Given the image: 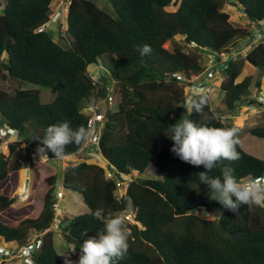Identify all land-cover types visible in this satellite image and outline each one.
<instances>
[{
	"label": "trees",
	"instance_id": "trees-1",
	"mask_svg": "<svg viewBox=\"0 0 264 264\" xmlns=\"http://www.w3.org/2000/svg\"><path fill=\"white\" fill-rule=\"evenodd\" d=\"M106 1L116 16L97 0H70L67 21L71 47L64 48L48 30L37 31L50 22L53 0H0V80L12 77L48 87L55 94L46 102L39 92L19 87L11 93L0 85L1 123L33 138V144L39 146L49 125L67 120L74 129H87L88 117L82 109L95 93L97 99L107 96L112 85L108 79L96 83L90 70L107 58L116 80L115 110L105 108L100 156L122 180L123 194L119 195L115 178L106 176L104 166L87 160L46 178L50 186L59 184L77 192L87 205L88 211L72 218L68 241L80 249L78 245L87 236L103 230L107 217L135 210L136 223L127 226L128 252L119 264H264V206L241 204L233 212L210 199L207 186L198 180V173L205 171L203 165L179 159L166 135L171 125L188 115L182 106L187 102L185 87L168 75L201 70V52L196 47L209 52L231 51L238 37L251 32L233 25L225 6L239 7L260 22L264 20V0ZM170 4L176 9L168 10ZM177 36L183 38V44ZM144 44L150 45L152 52L142 58L136 49ZM246 63L264 70V42L245 57L228 61L221 88L229 109L249 93L252 76L237 81ZM199 96L205 95L195 97ZM188 118L237 129L239 158L218 162L209 175L220 176L225 166L235 170L241 183L264 174V159L242 146L240 128L223 122L210 99L202 111H193ZM250 133L264 139V125L251 128ZM83 142L68 144L63 156L76 153ZM9 151L8 156L0 154V182L25 166L20 141L9 143ZM46 152L55 157L50 150ZM150 165L162 178L125 179L144 174ZM25 174L21 171L19 192L27 197L29 177ZM16 200L17 196L0 194V213ZM54 200L55 191L50 188L39 216L16 224L0 220V239L24 246L32 230L46 232L34 253L35 263L64 264L53 232L48 231L54 218ZM100 209L104 214L97 219L94 214ZM213 211L222 215L210 219L197 214Z\"/></svg>",
	"mask_w": 264,
	"mask_h": 264
},
{
	"label": "rangeland",
	"instance_id": "rangeland-1",
	"mask_svg": "<svg viewBox=\"0 0 264 264\" xmlns=\"http://www.w3.org/2000/svg\"><path fill=\"white\" fill-rule=\"evenodd\" d=\"M97 2L103 7L104 9L108 10L110 14L116 16L115 10L111 3L106 0H97ZM53 4H55L53 6ZM63 4V6L61 5ZM52 13H55L52 17V21H55L59 17V21L56 25V32L52 31L50 27H48V31L54 37L56 41H59L60 44L64 48H70L71 42L66 38L60 36L63 33V25L66 24L65 14L66 10L63 12V9L68 6V0H53L52 3ZM168 10H175L176 6L170 4ZM225 10L230 13L231 15V22L233 25L238 27L246 28L251 35L247 40L246 44L240 49L238 53L235 54V57H245L246 54L258 43L264 42L263 37L259 33V26H256L252 19L248 17V15L239 7H234L230 5L225 6ZM60 12V13H59ZM72 38V37H71ZM244 36L238 37L237 44L243 39ZM176 40L179 43L183 44V38L181 36H177ZM232 45L229 50L233 52L234 48L237 46ZM184 48L187 51L191 50V46L184 45ZM230 53V52H229ZM228 53V54H229ZM210 53L208 51L201 53V61L203 64H206ZM107 58H102L100 60V64L104 65L106 69H109ZM104 66H97L94 70L95 79L104 81V78L111 80V76L109 71L104 68ZM251 75L252 76V84L249 89V93L243 96L241 102H238L233 109L227 108L225 99L226 94L221 88V83L226 78V72L220 69V72L216 74V77L211 79L209 84L212 87V92L208 94L210 99L212 108L214 111L221 117L223 122H233L240 128L239 137L242 143V146L251 154L258 156L264 159V139L256 137L250 133L251 128L262 126L264 125V103H261L260 100H264V70L253 67L249 63L245 64L243 69V74L241 75L242 80L245 76ZM110 83H113L110 81ZM0 85L8 89L11 93L15 92V88L23 87L27 90L33 92H39L42 96L43 101H51L55 98V94L51 91L50 88L44 87L41 85H35L29 82H22L18 79L10 77L6 81L0 80ZM257 94L258 98L254 97ZM103 106V105H102ZM112 110H115L114 107H111ZM21 141V146L24 149H27L28 144H33L31 139L28 138L25 134H20L17 137ZM15 139V138H11ZM10 140V141H11ZM16 140V139H15ZM6 143L3 146V152L6 154H10L9 148L6 147ZM83 158L77 157L76 159H64L62 160H53L44 161L40 158H30L28 153H25V166L17 171H11L9 177L0 182V194H6L10 197L17 196V200L14 204L11 205L6 211L0 213V220L7 224H16L20 220L27 218V217H37L40 215L43 205H44V196L46 192L52 188L55 191V197L57 196V192L62 191L65 193V198L61 201L62 209L64 210V222L62 223L60 230H54V240L56 244V250L58 254L70 253L71 249L75 247V244H72L67 239V233L72 226V218L76 215L82 214L88 211L87 205L83 201L80 194L74 192L72 190L66 189L64 186L57 184L55 187L50 186L46 178L49 176L56 174L60 169L67 167L70 163H78L80 160L89 161V163H95L102 165L106 168V176L108 177H115L114 172L110 168V166L104 162L101 158L100 153H90L88 154V150L83 153ZM80 156V155H78ZM89 157V158H87ZM73 161V162H71ZM21 171H25V177H29L28 179V196L25 197L21 192H19V186L21 183ZM162 178V176L157 174V170L153 165H150L144 174L137 175L133 174L129 178L128 181H132L137 178ZM119 195H122V192H119ZM264 206V205H262ZM129 213V210L127 211ZM126 211L120 212L116 215L123 216L125 218V223L128 226L132 224V221L125 217ZM204 218H216L217 215H220V211H213L209 214L204 212L197 213ZM128 232L130 233V229L127 227ZM92 235V234H91ZM90 237L87 236L86 239ZM81 252L80 249H74L69 256V259L73 261H78ZM63 261H65V257L60 255ZM21 263V262H20ZM6 264H10L7 262ZM25 264V263H23ZM33 264H35L33 262Z\"/></svg>",
	"mask_w": 264,
	"mask_h": 264
},
{
	"label": "clouds",
	"instance_id": "clouds-1",
	"mask_svg": "<svg viewBox=\"0 0 264 264\" xmlns=\"http://www.w3.org/2000/svg\"><path fill=\"white\" fill-rule=\"evenodd\" d=\"M69 4H70V0H68V6L65 9L66 10V14H65L66 24L64 23V26H65L66 30H65V32L63 31V33L60 35L62 37L63 36L66 37L68 40H69V38H68L69 33H68L67 15H68ZM53 15H55V13L52 14L51 19H52ZM262 21H264V20H262ZM252 22H256V21L252 20ZM260 22H257V23H260ZM48 23L43 24L46 27V29L44 31L48 30V27H47ZM258 30H259L260 35L262 36L263 31L261 32L260 29H258ZM37 31H38V29H37ZM41 32H43V31H41ZM263 39H264V37H263ZM136 50L139 52V54L142 58L150 55L152 52V48L148 44H144L142 46H137ZM205 51H207V49ZM231 51L222 52L228 56L227 62H226L227 66L225 68L221 67L222 70H224V71L228 67V61L236 58L235 55L233 58H231V54L233 53ZM209 53H210V56H209V58H210L214 53H218V52H209ZM218 54H221V53H218ZM209 58H208V60H209ZM207 63H208V61H207ZM207 63L206 64L202 63V69L201 70L190 71V72H200V71L205 70L206 67L208 66ZM99 65L104 66V65L99 63V64L95 65V67H93L90 70V73H91V75H92V77L96 83H100V81H101V80L95 79V74H94L95 68ZM104 68H105V66H104ZM220 69H218L216 71V74L218 72H220ZM106 70L109 71V74L111 76V80H108V81L113 82L111 86H113V88H114L116 80H115L111 70H109V69H106ZM177 72H179V71H177ZM190 72H183V73L188 74ZM216 74L213 78L216 77ZM213 78H211V79H213ZM104 79H107V78H104ZM211 79L209 80V82L211 81ZM238 82H240V81H238ZM209 86L211 87L210 84H209ZM113 92H114V89H113ZM211 92H212V87H211V91L209 93L203 94L205 96H199V97L194 96V97H190L188 100L186 99L187 102L182 106L188 115L182 116L178 120V122L171 125L170 132H166V135L168 136V138L173 141L171 151L182 161L188 162L194 166L203 165L205 171H201L198 173L199 184L202 183V184L206 185L209 198L217 201L221 206H223V208L231 210L233 212H237L241 204L264 205V180L257 181L256 179H252L246 183H241L235 175V170L229 166H225L221 169V175L220 176L209 175V173H211L215 169L218 162H222L224 160L232 161V160H236L239 158V153L236 151V147H235L236 144L238 143V141L236 139L237 129L216 127L207 121H203V122L194 121V120L188 118L193 111H196V112L202 111L207 100L209 99L207 96ZM198 95H201V94H198ZM255 95H257V94H255ZM185 98H186V89H185ZM256 98H258V97H256ZM260 102L264 103V102H262V100H260ZM113 107H114V103H113ZM105 108H107V106L105 104H103L104 112L106 110ZM108 108H110V107H108ZM82 111H83V109H82ZM105 114H106V112H105ZM6 126H8V125H6ZM8 127L13 128L11 126H8ZM13 129L18 131V135L13 137V138H16V140H14L12 142L20 141L17 137L19 136V138H20L21 132L16 128H13ZM44 134L45 135L43 137L42 144L40 147H38L37 151L41 154V156L42 155L47 156L46 149L50 150L51 152H53L55 154V157L53 159L62 160L64 152H65V147L70 143H81L82 141H84L89 136L90 132H89V130H87L85 128L74 129L71 126L69 121L64 120V121H61L59 123L49 125L46 128V130L44 131ZM12 136L13 135L10 134L8 137L12 138ZM9 143H11V142H9ZM9 143L6 146L7 148H9ZM4 145L5 144H3L1 146L2 151L0 152V154L2 153L4 155H6L3 152V146ZM30 145H34V144H30ZM25 153H26V149H25ZM71 155L72 154L66 155V157L71 156ZM83 156H84L83 154L82 155L80 154V156H78V157L83 158ZM80 161H82V160H80ZM71 162H73V161H71ZM71 164H77V163H70L69 165H71ZM110 168L112 169L111 166H110ZM115 173L116 172H114V174ZM129 177L130 176H125V179H127ZM113 178H115V181L120 180L122 183V180L120 178H117L116 174H115V177H113ZM117 187H118V185H117ZM119 192H122V194H123V185H122V189L118 188V193ZM127 211L128 210H126V214H127ZM129 213H135L134 222H132V223H136V221H135L136 211L135 210H129ZM103 214H104L103 210L100 209V210H97L94 215L97 219H99V218H101V216ZM54 215H55V213H54ZM220 215H222V213H220ZM64 216H63L62 223L64 222ZM217 216H219V215H217ZM52 223H53V221H52ZM103 223H104V228L101 232L97 233L94 236L88 237L87 239H85L83 241L82 244L78 245L80 248V252H81L78 261H73V260L69 259L71 252L76 247H73L71 249L70 253L59 254V255H62L65 257L64 264H119V260L122 259L127 254L128 248H129V242L128 241H129L130 233L127 230L125 218L123 216H120V215L109 216L103 221ZM49 229H48V231H52V232L54 231L52 229L51 230H49ZM32 232H34V231L32 230L30 232V236H31ZM11 244H14V243L3 242L0 245H6L7 246V245H11ZM15 244H18V243H15ZM33 262L35 263L34 257H33ZM9 263L10 264H23V262L13 263V261L9 262Z\"/></svg>",
	"mask_w": 264,
	"mask_h": 264
},
{
	"label": "built area",
	"instance_id": "built-area-1",
	"mask_svg": "<svg viewBox=\"0 0 264 264\" xmlns=\"http://www.w3.org/2000/svg\"><path fill=\"white\" fill-rule=\"evenodd\" d=\"M63 6V4H61ZM65 11V7L63 12ZM256 26H259V29L262 32V37H264V21L260 23L254 22ZM46 29L45 25H42L38 28V31H44ZM66 28L63 25V31L65 32ZM227 55L225 53H214L208 60V66L205 70L200 72H173L169 74V77L175 78L179 81V83L183 84L186 89V99L188 100L190 97H194L198 94H207L211 91V87L209 86V80L213 78L216 74V71L221 67L225 68L227 66ZM113 86L109 87V91L107 96L101 99H97L96 93L91 99L86 103L83 108V112L88 117L87 130H89V136L84 140L82 146L78 149V151L71 156L76 158L78 155L82 154L86 150H88V154L90 153H100L101 151V138L102 133L106 123V116L103 110V104L107 107H113L114 103V95H113ZM255 97H258L255 95ZM264 102V100H262ZM17 136L18 131L10 128L6 125H3L0 122V152L2 151V145L9 142L14 141L15 139L9 138L10 135ZM11 140V141H10ZM39 145H30L26 149V153L31 158H40L44 161H53L55 159L47 156H41V154L37 151ZM66 156H63L62 159H65ZM112 171L115 170L112 168ZM252 179H256L257 181L264 180V175L257 178H247L243 180V183H246ZM119 189H122V183L120 180H116ZM65 198V193L59 191L57 196L55 197V201L53 203L54 209V219L53 223L49 230H59L62 225L64 211L61 206V201ZM125 217L132 222H134L135 213H127ZM45 233H38L36 231L31 233V236L28 239V243L24 246H20L18 244L11 245H0V263L5 264L7 262L17 263L23 262L26 264H33V256L34 253L39 250L42 242V237Z\"/></svg>",
	"mask_w": 264,
	"mask_h": 264
},
{
	"label": "water",
	"instance_id": "water-1",
	"mask_svg": "<svg viewBox=\"0 0 264 264\" xmlns=\"http://www.w3.org/2000/svg\"><path fill=\"white\" fill-rule=\"evenodd\" d=\"M249 39V36H244L243 39L240 40V42L237 44V46L234 48L233 53L231 54V58L234 57V55L236 53H238L240 51V49L243 47V45L247 42V40ZM197 51H201V52H205L206 48H200V47H196Z\"/></svg>",
	"mask_w": 264,
	"mask_h": 264
},
{
	"label": "crops",
	"instance_id": "crops-1",
	"mask_svg": "<svg viewBox=\"0 0 264 264\" xmlns=\"http://www.w3.org/2000/svg\"><path fill=\"white\" fill-rule=\"evenodd\" d=\"M55 4H53V6H54ZM52 6V7H53ZM58 21H59V18L57 19V20H55V21H50L49 23H48V25H47V27H50V29L52 30V31H54V32H56V30H57V28H56V25H57V23H58ZM59 42V41H58ZM243 74V73H242ZM241 74V75H242ZM241 79V76L238 78V81H241L240 80ZM68 157V156H67ZM66 158V157H65ZM87 158H89V157H87ZM65 161H66V159H64ZM65 168V167H64ZM63 168V169H64ZM3 243V241H2V239H0V244H2Z\"/></svg>",
	"mask_w": 264,
	"mask_h": 264
},
{
	"label": "bare ground",
	"instance_id": "bare-ground-1",
	"mask_svg": "<svg viewBox=\"0 0 264 264\" xmlns=\"http://www.w3.org/2000/svg\"><path fill=\"white\" fill-rule=\"evenodd\" d=\"M65 159H75V158L72 157V156H68V157H66Z\"/></svg>",
	"mask_w": 264,
	"mask_h": 264
}]
</instances>
